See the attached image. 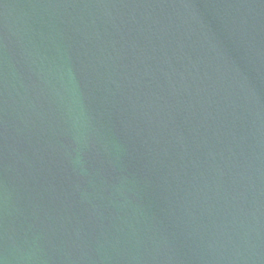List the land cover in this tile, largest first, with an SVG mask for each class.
I'll return each mask as SVG.
<instances>
[{
	"label": "water",
	"instance_id": "obj_1",
	"mask_svg": "<svg viewBox=\"0 0 264 264\" xmlns=\"http://www.w3.org/2000/svg\"><path fill=\"white\" fill-rule=\"evenodd\" d=\"M0 264H264V0H0Z\"/></svg>",
	"mask_w": 264,
	"mask_h": 264
}]
</instances>
